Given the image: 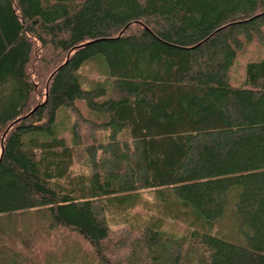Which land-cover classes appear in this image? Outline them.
<instances>
[{"label": "trees", "instance_id": "16d2710c", "mask_svg": "<svg viewBox=\"0 0 264 264\" xmlns=\"http://www.w3.org/2000/svg\"><path fill=\"white\" fill-rule=\"evenodd\" d=\"M254 44L264 0H0V215L47 208L99 264H264V55L233 75ZM146 190L188 232L133 214L118 237L108 212ZM233 198L242 243L212 232Z\"/></svg>", "mask_w": 264, "mask_h": 264}, {"label": "rangeland", "instance_id": "374dc122", "mask_svg": "<svg viewBox=\"0 0 264 264\" xmlns=\"http://www.w3.org/2000/svg\"><path fill=\"white\" fill-rule=\"evenodd\" d=\"M264 55V49L254 44L242 56L234 68V79L240 81L246 64L254 58ZM99 71L87 64L80 71V80L86 90L94 88L103 79ZM42 99V97L40 98ZM84 114V106L81 105ZM74 117L70 110L62 108L58 112L56 131L57 135L68 140L72 137ZM83 140L85 144H92L94 136L86 126H83ZM102 141L104 134H96ZM80 148L77 150L76 173L87 172L85 165L86 153ZM163 194L160 191L146 190L135 196V199L122 205V209L108 212L111 226L116 227L114 233L121 234L118 227H138L133 214H142L145 221L160 219L166 223L163 230L183 235L189 230L191 223L164 209ZM235 198V197H234ZM234 198L223 219L214 224L213 233L236 243L245 242V234L241 231V224L236 213ZM135 201V202H134ZM120 210V212H119ZM50 212L47 208L32 209L25 212L0 215V263L2 264H99L91 245L75 231L51 228ZM177 224V225H176ZM176 226L177 228H172ZM122 237V236H121ZM126 250L116 253L115 259L125 258Z\"/></svg>", "mask_w": 264, "mask_h": 264}, {"label": "water", "instance_id": "95a60500", "mask_svg": "<svg viewBox=\"0 0 264 264\" xmlns=\"http://www.w3.org/2000/svg\"><path fill=\"white\" fill-rule=\"evenodd\" d=\"M38 108V107H37Z\"/></svg>", "mask_w": 264, "mask_h": 264}]
</instances>
